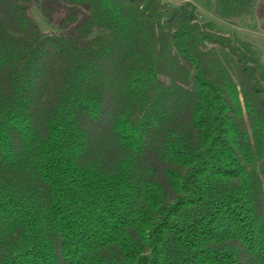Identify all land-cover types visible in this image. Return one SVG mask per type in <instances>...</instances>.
Masks as SVG:
<instances>
[{
	"label": "trees",
	"instance_id": "1",
	"mask_svg": "<svg viewBox=\"0 0 264 264\" xmlns=\"http://www.w3.org/2000/svg\"><path fill=\"white\" fill-rule=\"evenodd\" d=\"M0 0V264H264V62L187 0ZM255 0H214L225 20Z\"/></svg>",
	"mask_w": 264,
	"mask_h": 264
},
{
	"label": "rangeland",
	"instance_id": "2",
	"mask_svg": "<svg viewBox=\"0 0 264 264\" xmlns=\"http://www.w3.org/2000/svg\"><path fill=\"white\" fill-rule=\"evenodd\" d=\"M172 5H179L187 0H164ZM198 7L200 20L215 31L230 34L242 39L249 40L256 48L260 59L264 62V9L257 10L254 18H245L247 21H240L235 24L234 20H225L213 14V0H189ZM264 4V3H263ZM50 18L42 10L40 4L35 1L32 12L43 31L65 32L70 28L68 17L71 13L69 5L62 0H53L49 3ZM264 7V5H263ZM244 19V20H245ZM238 19H235L237 21ZM262 24L260 25L259 23ZM246 26V31L242 32L241 27ZM262 26V27H261ZM240 28V29H239ZM262 32V34H260Z\"/></svg>",
	"mask_w": 264,
	"mask_h": 264
},
{
	"label": "crops",
	"instance_id": "3",
	"mask_svg": "<svg viewBox=\"0 0 264 264\" xmlns=\"http://www.w3.org/2000/svg\"><path fill=\"white\" fill-rule=\"evenodd\" d=\"M264 3V0H255V4H254V7H253V9H252V11L250 12V13H248V14H243V15H241V16H239V17H237L236 19H238L237 21H233V22H235V24L236 23H238V22H240V21H247L245 18H248V17H252V18H254V15H255V13L257 12V10L260 8L261 9V6H262V10L264 9V7H263V4ZM259 9V10H260ZM197 10H199L198 9V7H197ZM212 11H213V14H215L216 15V13H215V11H214V0H213V5H212ZM245 19V20H244ZM260 25L262 24V22L261 23H259ZM262 27V26H261ZM240 29V28H239ZM246 26H243V27H241V31L242 32H245L246 30ZM260 34H262V32H260Z\"/></svg>",
	"mask_w": 264,
	"mask_h": 264
}]
</instances>
